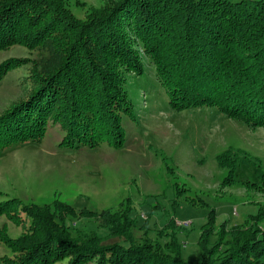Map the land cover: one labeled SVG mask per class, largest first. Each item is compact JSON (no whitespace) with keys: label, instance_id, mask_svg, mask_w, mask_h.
Segmentation results:
<instances>
[{"label":"trees","instance_id":"obj_1","mask_svg":"<svg viewBox=\"0 0 264 264\" xmlns=\"http://www.w3.org/2000/svg\"><path fill=\"white\" fill-rule=\"evenodd\" d=\"M14 43L47 46L50 58L33 67L25 97L0 114V152L39 141L50 122L63 130L60 145L66 148H95L105 141L121 148L126 142L122 118L132 108L119 71L125 66L140 72L141 52L155 65L173 109L212 106L250 127L264 126V0H105L84 19L75 17L64 0H0V49ZM241 159L253 160L232 148L216 156L228 169L222 184L234 182ZM262 175L258 183L243 184L264 190ZM38 206L25 208L35 227L41 223L39 232L17 240L3 235L14 254L0 264H181L175 262L179 252L172 262V249L132 240L129 228L136 224L129 205L121 215L89 210L96 219L113 218L97 226L117 237L103 243L106 236L96 231L68 237L66 219L58 222ZM263 219L264 204L242 225H219L228 239L222 243L219 235L211 243L216 227L211 210L199 253L183 264H197L221 244L227 255L212 264H264V228L258 225ZM166 236L163 245L179 244L174 233Z\"/></svg>","mask_w":264,"mask_h":264},{"label":"rangeland","instance_id":"obj_2","mask_svg":"<svg viewBox=\"0 0 264 264\" xmlns=\"http://www.w3.org/2000/svg\"><path fill=\"white\" fill-rule=\"evenodd\" d=\"M104 3L64 0L65 7L79 19ZM48 49L23 43L0 49V114L25 97L30 72L50 58ZM140 56V72L125 66L119 71L132 108V114L122 118L126 142L121 148L115 149L107 141L95 148H66L60 145L63 130L50 122L39 141L2 149L0 206L5 212L0 213V261L14 254L2 242L3 235L17 240L39 232L41 223L35 227L25 208L33 204L58 222L59 217L65 218L67 230L71 228L68 237L84 238L96 231L106 236L100 243L117 239L108 235V228L97 227L113 218L96 219L89 210L96 215L105 211L121 215L129 205V217L136 224L129 228L132 240L137 245L157 243L163 251L172 249L171 260L179 252L175 262L181 264L199 253L197 243L211 210L216 225L211 243L219 235L222 243L228 239L219 225H242L249 215L258 213L264 190L247 187L243 181L258 183L263 176L264 126L250 127L212 106L173 109L152 60L142 52ZM228 148L242 150L253 160L238 161L234 182L225 185L228 169L218 165L216 156ZM54 207L56 213L52 214ZM258 225L264 228V219ZM171 233L179 244L174 242L169 248L163 244ZM224 249L222 244L210 248L197 264L223 259L227 255Z\"/></svg>","mask_w":264,"mask_h":264}]
</instances>
